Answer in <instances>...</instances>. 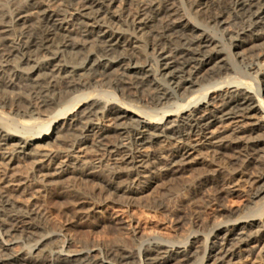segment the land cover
<instances>
[{
  "label": "bare ground",
  "instance_id": "1",
  "mask_svg": "<svg viewBox=\"0 0 264 264\" xmlns=\"http://www.w3.org/2000/svg\"><path fill=\"white\" fill-rule=\"evenodd\" d=\"M67 1L68 7L47 0H13V11H0V96L5 95L3 86L21 78L41 98L37 107L19 95L13 109L29 117L21 124L30 129L0 127V264H198L202 247L196 243L181 248L157 243L133 253L120 242L94 240V255L82 249L61 254L60 243L43 236L52 221L36 194L71 177L96 181L98 192L91 194V203L81 201L84 211L77 213L82 219L102 215L107 225L130 230L135 241L144 240L159 232L144 226L150 222L134 210V198L146 206L154 186L197 166L214 168L215 174L201 179L200 188L213 190L221 213L211 222L219 229L202 259L226 264L243 254L253 257L258 249L264 258V228L240 224L235 219L239 210L227 204L240 191V180L254 199L264 195V0ZM232 49L254 54L249 71L261 77L257 88L248 80L228 83L231 74L241 71L236 56L241 59L242 54ZM85 54L88 61L80 63ZM56 86L61 89L56 91ZM103 86L114 87L132 105L85 93ZM145 92L155 110H143L131 100H140ZM63 97H73V102L55 113ZM84 99L93 102L77 111ZM173 99L184 105L174 113H160ZM0 100L14 104L7 97ZM102 101L112 106L108 109ZM129 116H137L134 124L126 122ZM43 118L53 121L47 131L35 133ZM60 118L63 123L56 129ZM60 130L67 132L63 144L82 147L77 155L50 151V140L57 141ZM89 143L101 151V158L110 157L107 166L88 154ZM19 159L31 166L28 178L10 175ZM228 162L240 164L241 170L226 173L222 165ZM71 187L63 188L70 192ZM22 194L31 197L21 199ZM75 194L84 195L78 190ZM84 224L76 226L84 229ZM18 234L40 240L39 246L33 252L14 249Z\"/></svg>",
  "mask_w": 264,
  "mask_h": 264
},
{
  "label": "rangeland",
  "instance_id": "2",
  "mask_svg": "<svg viewBox=\"0 0 264 264\" xmlns=\"http://www.w3.org/2000/svg\"><path fill=\"white\" fill-rule=\"evenodd\" d=\"M42 1H46V0H42ZM47 1L50 2L51 4H56V3H58L59 5L64 4V6H67L68 4L67 0H47ZM3 8L13 11L16 8V6L13 4V0H0V11ZM232 22L234 23L233 26L238 25L237 19L232 20ZM230 25L231 24L229 25L227 24L221 27L220 29L228 28ZM18 29L21 30V27L19 26ZM18 33L19 31L15 32V34ZM232 50L235 55H239L240 53L242 54V55L240 54L242 56L241 59L239 56H236L238 65L241 67V71L237 75L231 74L233 81L230 80L228 83L232 82L231 84L235 85V82L238 80L239 82H243V80L247 82L248 80V83L250 85L256 86L257 88V84H260L261 77L257 76L256 74L250 75V71H249L250 65L255 62L254 54L251 55L252 51L250 50L245 52L234 49ZM81 59L82 60L80 61V63L88 61L86 54L85 56H82ZM118 72L119 71L117 70L114 74H112L113 75L111 76L112 78L110 77L112 83L116 78L114 75L118 74ZM233 76L236 77L234 78ZM11 77L15 78V76L12 75ZM24 81H25L24 79L18 78L15 80V83L12 86L2 87V91H4V89L6 91H4L5 93L4 97H2L3 96L2 95L0 96V99L7 97L9 100L14 102V104L9 103L5 105L0 102V127L2 129L12 130L17 127L21 130H24L25 128L26 129L29 128L21 124L22 121L26 119L28 120L29 117L27 116L25 117L19 113L16 114V112L14 111L15 109L18 108L19 105L18 104L19 95H25L28 98H30L32 104H34L35 106L37 107L41 106V98L39 97V95H36V93L29 91L31 90V88L28 85L29 86V90H28L27 82ZM59 88L61 89V86L60 87L56 86L55 90L57 91ZM94 92L96 94L99 93L101 95V96L99 95L100 97L104 96L103 98L106 99L112 97L117 101H119L118 104L124 107H127L126 105L128 106L132 105L129 102H125L124 100H122L123 97L121 96V93L116 92L114 90V87L113 89H110V87L108 86L92 87L90 89L85 90V93L87 94ZM71 98L73 97L70 98L63 97V99L58 103V107L55 113H57V111L59 112V110L61 111L64 108H67L69 106L68 103H71V101L73 102V99ZM140 98H141L140 100L137 99H131V100L136 101L135 104L139 105L141 109L149 110V108H151L152 106L150 105V98L147 95V92H145ZM80 99H82V97ZM92 102L93 101L90 99H84L78 103L75 109L77 111L86 109L88 104ZM102 102H103L102 106L104 107L107 106L108 109L112 106V104L110 103L107 104V101H102ZM169 105H170L169 108L159 107L158 108L159 110L160 108L162 109L158 111L162 114L163 111H169V110L171 112L173 111L174 113L175 111H178L184 104L178 99H173L169 102ZM169 105L167 104L166 106ZM154 108L155 107H152V110ZM55 113H52L49 116L53 117ZM173 113L167 115V117L173 115ZM104 114L106 115L107 113L105 112ZM98 117L102 118V115L100 114V116ZM167 117L166 119H168ZM61 118L58 120L56 129L63 123V119ZM135 119H137V116L135 117L129 116L126 122L133 123ZM43 121L46 123H44ZM43 121L40 122L39 124L36 125L34 124L35 133L39 132L40 130L44 132L47 131L49 125L53 120L50 122L49 119L43 118ZM47 121H49L50 123H47ZM53 130L54 129H52V131ZM66 135L67 132L65 130H60L57 134V137L60 138V140L62 138V140L59 141L58 138H55L57 139L56 141L54 140V138H52L50 140L51 142L50 147H48L49 145L47 147L50 148V151L56 152V154L58 153L61 155H68V154L77 155L82 147H76V145H73L72 147L71 145H68L66 141L63 144V139ZM86 146H87L86 148L87 152L90 156H92V158H94L93 160L99 158L101 160V163H104V165L107 166V164H109L110 157L107 154H103L102 155L103 157L101 158L100 157L101 151H99V149L96 146H93L92 143H89ZM73 150H75L76 152ZM239 165L240 164L235 162L233 163L228 162V163H223L222 167L227 169L226 173L234 174L236 171L241 170V167ZM30 167L31 166L29 165L28 162L26 163L22 159L16 160L12 163L10 167L11 168L10 175L12 174L11 176L12 178L15 176L13 179L28 178L29 176L32 175L30 174L31 172ZM196 168H194L195 170L192 169L191 171L187 172L186 174L182 175L179 178L177 177V178L166 179L164 181H161L157 186H154L147 193L145 199L146 204L144 203L146 206L141 205V199H139V197L134 198V202L136 203V204L134 203L135 204L134 210L139 215L142 216L146 215L150 222L144 226H147V229H152L153 231L159 232V234H153L144 240L135 241L133 234L130 230L125 228L118 229L116 227H111L107 225L104 222L105 219H103L102 215L91 214L92 216L90 215L91 217L87 218L88 220L82 219L83 215L77 213L78 210L84 211L79 206V203L83 200L87 201V203L89 202L91 203L92 201L91 194L98 192V185L96 181L89 182V181H85L81 177H73V178L71 177L69 179L70 181L67 180L65 181V183L58 185L51 184L48 187H43L39 189V192L36 193L38 196L35 194L38 197V201H40L39 203L44 205L43 213L46 214L52 221V225H50V227H47V231H45L43 236L44 238L48 237L57 240V242H59L61 245L60 248L61 254H64L67 250L82 249L83 251H85V253L94 255L96 254V252H94L92 248V243L94 240H99V241L102 240L109 243L120 242L122 243L123 246H125L127 250L133 253H140L148 245L157 244V243L173 245L175 246V248L186 247L192 243L194 244L196 243L197 245H200L202 247V249H200L201 250L199 255L200 259L198 261V264H206L207 260L202 259L204 251L207 246L209 247L212 245L211 241L214 240L213 236L214 234L217 233L219 229L211 226V222H213V220H216V218H218V216H220L221 213L219 212L220 209L219 203L217 201H214V199L212 198L213 197L212 194H214L213 190L208 186H202L200 188L201 179L204 176H206V174L207 175L209 173L213 174L214 168L211 169V171L210 168L207 169L203 166H197ZM236 177L240 178L241 176L240 177L236 176ZM240 182H238V184L240 185V191L229 196L227 200V204L230 205L235 210L237 211L239 210L238 214L239 213L240 214L239 215L237 214L235 219H237L240 224L254 223L256 225L254 230L262 227L264 228L263 224L261 223V221H264V195L262 194L259 198L254 199L252 197V194L247 192L248 189L245 183L243 182L242 184ZM68 184H73V187L75 186L74 189L73 187H71L70 192L69 191L66 192V190H64L65 188H63ZM76 190H78L81 193H84V195L75 194ZM30 197L31 195H27V194H22L20 196L21 199H29ZM116 207L121 208L122 206H116ZM83 221L85 222L84 224L85 228L79 229L76 226L77 222H83ZM45 235L47 237H45ZM0 238H4V236L1 233V230H0ZM25 238L26 237L23 234H18L15 238V241L13 242L14 244H12V247L16 250L22 249L25 252H33L39 246L37 245L38 243L37 241L40 240L37 241L28 240L27 238L26 239ZM71 240H74L75 242L71 243ZM78 240H84L87 243L85 246H81L76 242ZM2 241L4 240L2 239ZM263 243H264V237H263ZM263 243L261 245H263ZM257 252L259 253V249L256 251L255 254L256 258L255 256L246 258V255L243 254L244 256L240 255L226 264H264V258L260 259Z\"/></svg>",
  "mask_w": 264,
  "mask_h": 264
}]
</instances>
